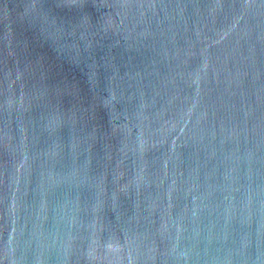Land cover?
<instances>
[{
  "label": "water",
  "instance_id": "obj_1",
  "mask_svg": "<svg viewBox=\"0 0 264 264\" xmlns=\"http://www.w3.org/2000/svg\"><path fill=\"white\" fill-rule=\"evenodd\" d=\"M0 264H264V0H0Z\"/></svg>",
  "mask_w": 264,
  "mask_h": 264
}]
</instances>
